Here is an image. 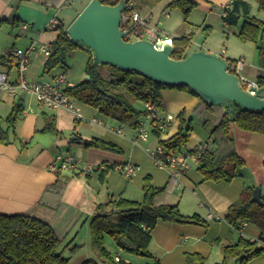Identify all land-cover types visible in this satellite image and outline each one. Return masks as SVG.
<instances>
[{"label":"crops","instance_id":"obj_1","mask_svg":"<svg viewBox=\"0 0 264 264\" xmlns=\"http://www.w3.org/2000/svg\"><path fill=\"white\" fill-rule=\"evenodd\" d=\"M18 1L0 0V20H9L12 26L15 17L21 20L17 27L25 31L31 39L27 49L34 41L45 44L54 41L60 32H48L57 30L48 27V22L51 17L58 14H54L52 8L33 1L20 3ZM89 1L75 9L81 11ZM213 1L220 4L221 13V8L230 0ZM214 8L215 5L212 6V10ZM138 10L152 23L154 14L145 13L143 8ZM60 19L68 23L65 18ZM1 24L2 22L0 27ZM24 25H27V29L23 28ZM158 27L161 35L162 29ZM32 52L36 55L35 64L39 66H35L38 71L33 73L32 80H37L42 78L39 71L42 68L44 71L46 58L39 50ZM208 52L218 54L217 51ZM6 53L7 51L3 52V55ZM14 62L13 66L11 64L4 66L0 63V70H8L12 80H16L18 75L15 59ZM15 97L4 94L0 101L11 102L13 108L16 103ZM162 97L163 111L173 114L176 119L162 132L161 138L154 135V143L148 146H154L159 139H167L177 133L180 127L179 115L182 112L185 119H193L195 115L204 118L202 119L205 126L211 120L213 123L210 129L196 130L191 134L190 141L185 146L186 151L195 148L201 142L213 140L211 129L227 111L225 105L208 108L200 97L185 90L163 89ZM37 105L36 109L30 101L29 108H25L15 129L10 132V142H0V213L29 212L48 222L62 239L60 250L70 259L71 264H82L84 260L94 258L90 225L99 213L98 206L107 204L105 209L110 210L111 205L108 203L118 200L121 195L125 197L131 189L127 182L133 178H135L133 189L137 187L143 192L144 174L151 175L155 186L172 183L174 188V183L177 184L173 192L170 189L160 199L161 202L178 206L182 202L199 204L195 214L207 221L206 225L159 222L152 231L150 245L152 263L148 264H187L186 254L189 252L202 254L205 257L204 264H218L224 259L225 245L237 242L241 236L251 240L260 239L261 231L256 225L243 224L240 234L226 218L229 207L239 200L245 188L243 178H235L230 182L203 181V175L197 174L198 165L192 163L191 168L196 166L197 171L190 168L178 180L171 170L155 165L156 162L147 150L148 146L135 144L130 135L117 133L115 127L108 129L103 124L91 125L83 120H75L73 114L67 110L49 108V112H46L39 107L41 104ZM91 113H94V110ZM47 119L54 123L56 132L43 131ZM87 130L96 135L90 137L91 135L85 133ZM230 136L232 149L245 160L249 179L256 187L261 188L264 197V133L243 130L232 125ZM94 138L116 144L123 153L87 147L86 140ZM126 150L129 151L128 155L124 153ZM66 152L74 154L81 160L78 167L70 170H51L49 166L55 157ZM138 155H143V158L139 159ZM131 162L136 165H139L137 162H141L142 173L140 169L137 175L128 178L115 169L116 166ZM100 164L109 165L111 169L105 175H102V170L94 172L84 170L86 165ZM122 175L125 177L124 180ZM210 212L213 213V217H209ZM118 250L123 251L120 248ZM248 264H264V254L252 259Z\"/></svg>","mask_w":264,"mask_h":264},{"label":"trees","instance_id":"obj_2","mask_svg":"<svg viewBox=\"0 0 264 264\" xmlns=\"http://www.w3.org/2000/svg\"><path fill=\"white\" fill-rule=\"evenodd\" d=\"M33 1L48 8H59L70 0H19ZM105 4L115 5L123 0H101ZM133 2L136 8H152L163 0H125ZM259 10L264 12V0H257ZM198 5L197 0H172L167 9H180L185 16ZM251 5L246 0H231L224 7L226 15L222 16L226 26L238 24L241 17L245 21L238 32L244 41H252L256 44L259 53V67L264 72V19L250 16ZM77 11L76 16L79 14ZM75 16V17H76ZM60 19V18H59ZM75 19V18H74ZM73 19V20H74ZM72 20V21H73ZM3 20H0V23ZM9 21V20H6ZM61 26L57 38L49 45L53 50L45 62L44 73L51 72L56 66L64 63L67 53L75 49L84 48L80 42L73 41L68 35L67 28L70 24L60 19ZM13 26L21 24V20H13ZM211 28L210 25H207ZM127 40H130L126 36ZM174 58H183L191 44L190 37H174ZM90 58L87 62L86 78L81 83L69 87L66 91L78 102L91 105L107 116L121 123L129 124L133 129L140 126L145 117L144 103L152 102L164 109L162 97L163 89L185 90L200 97L190 87L179 85H167L156 81L140 72L121 69L115 65L97 64L90 50ZM229 61H234L228 59ZM2 65H14V59L7 55H0ZM17 65V64H16ZM109 70L110 78H106L101 68ZM259 86H264V73L256 81ZM201 98V97H200ZM208 108L216 105L208 104L201 98ZM140 102L143 109L136 106ZM221 106V105H220ZM25 100L16 102L5 119V127L0 125V142H10V132L15 129L22 113L25 110ZM180 127L177 133L167 139H159L168 150L182 151L189 142L193 126L192 118L185 119L184 113L179 115ZM264 133V110L245 108L235 103L234 111L230 107L222 115L220 121L211 129L213 146L200 156L199 169L205 180L214 182H230L235 178H243L245 188L235 203L229 207L227 220L236 228L241 229L243 224L252 223L260 231L259 240L241 236L235 243L224 246V259L218 264H248L252 259L264 254V203L260 204L252 200L253 190L256 186L251 182L247 174L246 162L232 149L230 136L231 126ZM45 132H56L54 123L47 119ZM155 136L161 138L162 131L154 130ZM87 147H95L104 150L121 153L122 149L112 142L94 138L86 140ZM194 152V150H191ZM101 169L105 175L111 166ZM151 175L145 177L144 197L142 200H133L120 196L116 201H110L111 209H105V205L98 206L99 213L90 225L91 245L101 259H87L82 264H134L124 259L116 261L105 245L107 236L113 237L115 244L124 252L150 257V245L152 231L161 221H171L182 224L206 225L207 221L200 215H186L181 212L177 204L163 203L160 199L169 190L168 183L164 186H155ZM263 200L264 197L262 196ZM62 239L57 235L53 227L34 214L25 212L17 214L0 213V264H71L70 259L61 252ZM187 264H204L205 257L198 252L186 254Z\"/></svg>","mask_w":264,"mask_h":264},{"label":"rangeland","instance_id":"obj_3","mask_svg":"<svg viewBox=\"0 0 264 264\" xmlns=\"http://www.w3.org/2000/svg\"><path fill=\"white\" fill-rule=\"evenodd\" d=\"M86 1L87 0H70L71 2L70 4H66L67 2H65V4H63L59 8H52L54 10L53 13L54 14L57 13L58 18L59 17L65 18V20L68 21L67 24H70L77 14V12L75 11H78L76 10L77 8H79L78 6H82L83 3H85ZM171 1L172 0H163L152 8L148 7L144 9L145 13L148 14L150 12V14H154L151 21L153 25L160 26V28L162 29L161 35L171 36L172 38L183 37V36L190 37L191 44L187 50L189 55L196 50H204L206 52L212 50V51H217L218 55H221L225 59L229 58L232 60H236L242 57L245 60V66L240 72L241 75H243L247 81L256 82L258 80L259 76L262 75L263 71L258 65L259 53L256 44L252 41H244L238 35V32L240 31V28L242 27L245 21L244 17H241L237 25L228 27L223 22L222 14L219 12L220 4L213 0L212 1L197 0L198 2L197 7L194 8L188 16H185L184 13L178 8L171 10L167 9ZM246 1H248L251 5L250 16L264 19V12L259 10L258 1L257 0H246ZM213 5H215L214 10H212ZM207 25H210L211 28H208ZM48 32L58 33L60 32V30H54V31L49 30ZM17 34L19 36H17ZM144 37L146 39V35H144ZM30 43H31L30 36H28V34L26 35V32L22 31L20 27H13L9 21L6 20L2 21L0 27V55H3V52L5 53L11 48L27 50ZM41 44H45V43L38 42V45ZM81 45L83 44L81 43ZM35 56H36L35 53L32 52L31 54L32 67H30V70L28 71V75L30 76L31 80L34 79L33 73L35 71H38L37 70L38 68L36 67H39L38 65L35 64V58H36ZM90 56H91L90 49H88L87 47H84L83 49L82 48L75 49L67 53L64 63L56 66L51 72L44 73V71H42L43 70L42 67H40L42 69L39 72L40 74H42L41 77L43 79H50L54 74H59L69 70L68 71L70 72L68 75L69 79L75 84H78L87 78L88 74L86 73V67ZM45 58L46 60L48 59L47 56H45ZM101 72L106 78L108 79L110 78L109 70L106 67H102ZM15 98H16L15 102H18L19 99L20 100L25 99L26 108H29V103L31 101L32 106L37 109L38 105L36 101L31 99L30 96L25 92L19 93V95H17ZM12 105L13 104L11 102L2 103L0 101V125L2 127H5L6 125L5 119L11 112ZM80 106L81 109L83 107L86 108V109H82V112L85 116L83 122L85 123L95 125L89 120L97 116L98 119H100L103 122V124L107 126L108 129H110L112 126L115 127V130L122 127L124 133L127 136L130 135L131 137H133L137 132L136 129H133L129 124L121 123L117 120H114L112 117L100 113L98 109H96L91 105L80 103ZM136 106H138L140 109H143V106L140 102H136ZM39 107L44 109L46 112H49L48 110L49 108H46L41 105H39ZM93 110L94 113H91ZM193 117L194 118L192 119V126H193L192 133L195 132L196 130L205 131L207 129H210V127H212L213 125V123H211L212 120L209 121L207 126H205L203 117H202L203 119L198 118V116L195 115ZM85 133H87V135H91L90 137L96 135V134H92V131H88V130ZM66 134H68V132H66ZM154 141H155L154 135H150L149 139L146 142L141 141L140 145L141 144L143 146L152 145ZM183 150H186V147H184ZM124 153L128 155L129 151L126 150ZM137 157L139 159H142L143 155H138ZM131 163L133 164L134 162ZM137 163H139L138 166H140V168L142 169L140 173H142L143 164L141 162H137ZM155 165L157 164L155 163ZM157 166L159 167V165ZM196 168H197L196 166H193L191 170L197 171ZM198 169H199V165H198ZM197 174L198 175L202 174L200 169ZM146 175L147 174H144V176L142 177L143 180L146 177ZM122 177H123L122 179L124 180L125 177L123 175ZM134 179L135 178L130 179L127 182L130 185L131 189L125 194V197L134 200H142L144 197L143 196L144 189L143 192L135 186L134 187L136 189L135 188L133 189V185L135 183ZM203 181H210V180H205L203 176ZM168 185H169V190L171 189L173 192V190L176 189L177 184L174 183V188L172 183H168ZM187 188L190 190L189 186ZM198 207L199 204L193 205V203L191 202L188 203L182 202L181 204H179V208L182 213L184 214L190 213L186 215H194L196 213V208ZM105 245L107 246L108 251L114 257L115 255H117L118 252H121L118 250V247L115 244L113 237L111 236L106 237ZM121 254L124 260L132 262L134 264H148L149 262L152 263L150 257L144 255H136L124 251H122ZM93 257H94L93 259H96L99 262H101V259L96 252Z\"/></svg>","mask_w":264,"mask_h":264},{"label":"water","instance_id":"obj_4","mask_svg":"<svg viewBox=\"0 0 264 264\" xmlns=\"http://www.w3.org/2000/svg\"><path fill=\"white\" fill-rule=\"evenodd\" d=\"M125 7V0L115 5L90 0L68 26V35L90 49L97 64L137 71L167 85L190 87L208 104L225 105L231 113L235 103L264 110V86L244 88L241 77L230 71L228 59L221 55L196 50L177 59L172 56V43L157 48L149 39L127 40L128 32L122 29ZM252 200L264 203L260 187L253 190Z\"/></svg>","mask_w":264,"mask_h":264},{"label":"built area","instance_id":"obj_5","mask_svg":"<svg viewBox=\"0 0 264 264\" xmlns=\"http://www.w3.org/2000/svg\"><path fill=\"white\" fill-rule=\"evenodd\" d=\"M230 2L231 0L228 3ZM225 5L221 8L222 16L226 15L224 12ZM60 26L61 21L57 16H53L48 22V27L50 28L58 29ZM23 28L27 29V25H24ZM122 29L128 32L126 36H128L130 40L145 38L144 35H146V39L153 41L157 48H163L167 42L173 44V38L171 36H161L159 34V27L153 25L150 20L134 6L133 2L126 3L123 12ZM34 50H39L47 57L53 54V50L49 44L38 45L36 41L32 42L30 48L27 50L11 48L7 51L6 55L16 60L18 75L16 80H12L10 79L8 70H0V99L4 94L8 96H17L19 93L25 92L31 99L47 108L64 109L71 112L75 120H84L85 116L82 112L80 103L66 91L67 88L76 85L68 77L70 73L68 72L69 70L55 74L50 79H30L28 70L31 64V53ZM228 62L230 71L241 77V84L244 88L248 89L252 85H258L257 82L247 81L246 78L241 75L240 72L245 66L244 58L241 57L234 61L228 60ZM144 111L146 115L141 120L140 126L136 128V134L132 137V141L135 144L141 141L146 142L150 135H155L154 130L165 131L168 125L176 119V116L164 112L163 109L152 102L144 103ZM89 121L94 124H103L97 117ZM116 131L119 134H124L122 127ZM212 146L213 140L209 139L199 143L195 148L191 149L194 150V152L191 150L174 151L168 150L158 140L154 146H148L147 150L157 165L171 170L173 176L179 180L184 173L191 168L192 163L197 165L200 164V156L210 150ZM79 163H81V160L77 156L70 152H66L58 154L49 168L51 170H70L77 168ZM105 168H107L105 164L96 166L86 165L84 170L87 172H94ZM115 169L123 173L126 177L131 178L137 175L141 168L136 164L126 163L116 166ZM213 216V213L210 212L209 217ZM238 231L241 234V229H238ZM121 259H123L121 252H118L117 255H115V260L120 261Z\"/></svg>","mask_w":264,"mask_h":264}]
</instances>
